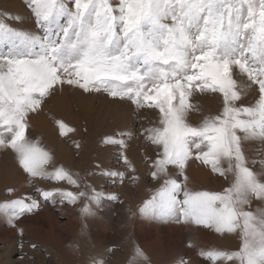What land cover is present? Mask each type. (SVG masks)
<instances>
[{
    "label": "snow or ice",
    "instance_id": "6c2138e0",
    "mask_svg": "<svg viewBox=\"0 0 264 264\" xmlns=\"http://www.w3.org/2000/svg\"><path fill=\"white\" fill-rule=\"evenodd\" d=\"M26 7L37 31L5 22L21 17H0V149L13 150L31 178L66 181L78 191L37 189L39 199L4 203L0 214L9 225L44 202L75 205L83 198L82 217L94 216L92 205L104 198L91 185L80 190L63 167L49 172L45 165L52 157L26 139L29 114L67 86L158 109V125L145 129L144 138L155 146L150 176L160 187L138 213L129 209L131 215L234 233L237 250L200 254L218 264H264V148L260 159L247 155L248 144L264 146V0H26ZM250 91L255 103L244 106L242 96ZM200 94H219L221 109L202 114L194 125L188 117L198 106L190 101ZM128 135L106 136L104 143L115 145L135 173L124 154ZM190 161L208 166L229 187L186 190ZM100 175L121 183L125 178L124 172L103 169ZM254 201L259 206L253 210ZM133 264L152 261L138 248Z\"/></svg>",
    "mask_w": 264,
    "mask_h": 264
},
{
    "label": "rangeland",
    "instance_id": "374dc122",
    "mask_svg": "<svg viewBox=\"0 0 264 264\" xmlns=\"http://www.w3.org/2000/svg\"><path fill=\"white\" fill-rule=\"evenodd\" d=\"M111 2L115 5L118 0H111ZM4 14L10 17L18 16L22 18L19 21L7 19L5 22L12 27L37 31L32 12L26 7V0H0V17H3ZM4 47V45H0V49ZM71 99L77 101L76 103L78 101L80 103L76 104ZM255 99V91H250L247 95L242 96L244 106L254 104ZM190 102L196 103L198 106V110L189 113L188 117L194 125L199 122L202 114H216L221 109L219 94H200ZM69 104L70 107H68ZM64 106H67V108L63 109ZM41 116L45 121L44 124H48L52 129V133L45 135L41 133V126H38L43 124V122L38 124L41 121ZM59 122L66 125L65 131L62 132ZM157 125L158 109H137L130 101L114 99L107 93L85 94L80 90L67 86L57 91L55 96L48 98L37 112L30 113L26 139L48 152L52 157L45 168L51 172L54 167H63L73 175L74 179L78 180L81 185L80 190H83L85 185H91L96 191H100L99 193L104 198L99 205H92L95 215L89 217H82L81 215L80 209L86 202L83 198L75 205L44 202L39 211L26 214L14 221L15 226H10L7 217L0 214V264H133L134 254L138 248L143 250L151 259L152 264H180L181 260L185 264H218V262L202 256L200 254L201 250H237L240 239L234 233L222 235L212 229L193 226L187 230L185 229L183 236L182 234H175V231H173V235L168 237L165 234V230L167 231L166 223L150 222L139 215H131L129 209L132 212H137L132 207L134 204H138L139 210L144 202L151 199L160 187V182L153 180L150 176L152 169L149 158H155V146H151L144 138V130ZM121 132L130 134L124 137L128 144L124 154L135 166V173H130L124 166L123 161L120 159V150L115 145L104 143L106 136H116L117 133ZM60 144L63 146L62 153L58 151L60 150ZM247 148L249 158H262L258 153L264 146H261L258 141L248 144ZM65 149L69 156L65 154ZM13 160L19 166L17 156L13 150L0 149V177L2 169V172L8 170L7 173L12 178L15 177L13 181H18L19 176L17 177L16 168L10 166ZM192 165L190 164L186 172L187 170L193 171ZM204 168L207 170V177L191 175V180L188 179L186 182V190L190 192H223L229 187L227 180L211 172L208 166H204ZM101 169L124 172L125 178L122 183L118 180L113 182L115 178L100 175ZM25 174L28 176L27 173ZM129 175L138 176L139 179L132 181L128 178ZM33 184L36 187H32ZM9 186L0 188V205L21 196H35L39 199L37 189L44 191L60 188L73 192L78 191L75 186L69 185L66 181L56 182L29 177L27 182L20 183L23 191H20L18 193L20 195L15 198L14 192L18 188H11L14 191L8 194ZM112 196L117 197V199H111ZM62 206H68L69 209L63 211ZM258 206L259 202L254 201L252 209L254 210ZM46 207L50 208L54 212L53 215H56L58 221H60L59 234L56 235L61 239H70L65 245V248L67 246L68 248L65 249L66 251L64 250L65 252L62 251L64 253H60L61 251H58L60 248L57 249L52 245L46 234H40L43 238L38 237L39 239H36L29 231L27 232L26 226L36 223ZM32 216L35 219H29ZM71 216L75 217L76 226L79 225L78 229L70 225ZM50 219L47 222L52 224ZM102 222L109 227L108 229H111L109 231L113 233L111 235L114 238L104 240L105 243L100 242V240L96 241L94 235L90 232L92 230L91 225H99ZM62 223L64 224L62 225ZM141 224L154 234L150 235L152 240L146 241L147 243L159 238V235L156 238L154 236L156 232H161V239L156 240L159 241L156 244V249L150 250V248L138 245L134 229L136 230L137 225ZM66 227L70 229L66 231ZM9 229L12 232L7 233ZM20 229L23 230L22 233ZM33 244L38 247L32 248L31 245ZM69 247H74L76 251H74V248ZM67 249H72L75 255L74 253H72L73 255L69 253L72 256L67 255ZM80 250H82L81 254Z\"/></svg>",
    "mask_w": 264,
    "mask_h": 264
},
{
    "label": "bare ground",
    "instance_id": "6f19581e",
    "mask_svg": "<svg viewBox=\"0 0 264 264\" xmlns=\"http://www.w3.org/2000/svg\"><path fill=\"white\" fill-rule=\"evenodd\" d=\"M68 97V96H67ZM69 99V98H68ZM73 99V98H72ZM71 99V100H72ZM74 99H75V97H74ZM73 99V100H74ZM62 100H63V98H62ZM72 100V101H73ZM65 101V100H64ZM70 102V101H69ZM73 102H75V101H73ZM77 102V101H76ZM75 102V103H76ZM80 102L78 101V103H76V104H79ZM84 104H85V102H83ZM91 106V105H90ZM68 107H70V104H69V106ZM65 108H67V106L65 107L64 106V108L63 109H65ZM117 110V109H116ZM64 112V111H63ZM70 111H68V113H69ZM70 114V113H69ZM71 115V114H70ZM46 120V119H45ZM42 123L43 122V124L41 125H38V126H41V133L43 134V135H45V134H47V133H52V129L50 128V126L48 125V124H44V119L42 118V116H41V121H39L38 122V124L39 123ZM60 143V142H59ZM64 148H66V147H64ZM59 149L60 150H58V151H61V153H62V151H63V146L60 144V146H59ZM62 149V150H61ZM65 151V154H67L68 156H69V154H68V152H66V149L64 150ZM2 152H4V151H2ZM7 153V152H6ZM1 155H3V154H1ZM6 158V157H5ZM4 159V158H3ZM12 160V159H11ZM16 160V159H15ZM190 164H193L192 165V169H193V171H191V170H187V172L186 173H188V174H186V175H188V179H190L191 180V175H193V174H195L196 175V177L198 176H204V177H207V170L204 168V165H201L198 161L196 162V163H192L191 161H190ZM10 166H13L14 168H16V170H17V177H18V181H13V179L15 178H12V176L11 175H9L8 173H7V171H5V172H2L3 171V169H2V171H1V177H0V184H1V186H0V188L1 187H5V186H9L10 188H15V189H17L15 192H14V196H15V198H16V196L17 195H20V194H18L20 191H23V187L22 186H20V183H24V182H27V179L30 177V176H27L22 170H21V168L19 167V166H17V163H15V161L13 160L12 162H11V165ZM9 169V168H8ZM11 172V171H10ZM194 172V173H193ZM192 173V174H191ZM11 174V173H10ZM14 176V175H13ZM196 177H195V179H196ZM203 179V178H202ZM201 182H202V180H201ZM27 189V188H26ZM1 190V189H0ZM100 192V191H99ZM138 205V204H137ZM137 205L136 204H134L132 207L133 208H135V210L138 212V207H137ZM137 208V209H136ZM63 211H67L69 208H68V206H62V208H61ZM53 211L50 209V208H48V207H46V209L41 213L42 214V216H41V218H39L38 220H37V222L36 223H32V224H30L29 226H26L27 227V232L29 231V233H31L32 234V236H35L34 238H36V239H39L38 237H41V238H43L42 236H40V234H46L47 235V239L52 243V245H54V247H56L57 249L58 248H60V249H58V251H61L60 253H64L66 250V248H68V246L65 248V245H66V243L70 240V239H61V238H59L56 234L58 233L59 234V228H60V221H58V219H57V216L56 215H53ZM51 218V219H50ZM28 219V218H27ZM29 219H35V217H29ZM28 219V220H29ZM48 219H50V221L52 222V224H50V223H48L47 221H48ZM142 219V218H141ZM143 220V219H142ZM69 223H70V225L72 226V227H76L77 229L79 228V225L78 226H76L77 225V221H76V219H75V217L74 216H71L70 217V221H69ZM64 223H62V225H63ZM66 225V224H65ZM90 225V224H89ZM88 225V226H89ZM100 225V226H99ZM99 225H97V224H94V225H91L92 226V230L91 229H89L90 227H88V229L89 230H91L90 232H92V234L94 235V237H95V240L96 241H98V240H100V242H104V240H110V239H114L113 238V236L111 235V234H113V233H111L109 230H111V229H108L109 227L107 226V225H105V223H101V224H99ZM166 225H167V231L165 230V234L168 236V237H170L171 235H173V231H175V234H182V236H183V234H184V232H185V229L187 230V229H189V228H187V227H182L181 225H179V224H174V223H166ZM32 226H35V227H32ZM136 226V225H135ZM165 227V226H164ZM70 228L69 227H66V231L67 230H69ZM76 229V230H77ZM160 229V228H159ZM64 230V231H65ZM161 230H162V227H161ZM164 231V230H163ZM10 232H12V230L11 229H9V231L7 232V233H10ZM134 232H135V234H136V237H137V243H138V245L140 246H145L146 248H150V250L151 249H156V244L159 242V241H156V240H160L161 239V236H160V234H161V232L160 231H158V232H156L155 233V238L158 236L159 238H156L155 239V241H150L149 243H147L146 241H149V240H152V238L150 237V235H154L153 234V232H151L150 230H148V229H145V227H144V225L143 224H141V225H137V228H136V230L134 229ZM91 234V237L93 236ZM93 237V238H94ZM153 237V238H154ZM92 238V239H93ZM46 239V238H45ZM167 239V238H166ZM91 240V239H90ZM103 240V241H102ZM128 240V239H127ZM172 240V239H171ZM96 241H94V242H96ZM174 242V241H173ZM105 243V242H104ZM160 246H161V244H160ZM69 248H74V247H69ZM55 250V249H54ZM65 250V251H64ZM62 251H64V252H62ZM67 251L68 252H66V254L68 255L69 253H74V255H75V252H73V250L72 249H67ZM74 251H76L75 250V248H74ZM81 251L82 250H80L79 252H80V254H81ZM77 252H78V250H77ZM71 254H69L70 256H72ZM61 255V254H60ZM68 257V256H67ZM81 257H82V255H81ZM76 258V257H75ZM74 258V259H75ZM71 261V260H70ZM72 262H73V260H72ZM73 264V263H72ZM76 264V263H75ZM78 264V263H77Z\"/></svg>",
    "mask_w": 264,
    "mask_h": 264
}]
</instances>
